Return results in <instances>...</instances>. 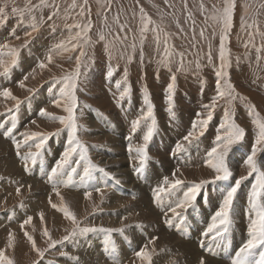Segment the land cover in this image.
Returning a JSON list of instances; mask_svg holds the SVG:
<instances>
[{
  "label": "rangeland",
  "instance_id": "obj_1",
  "mask_svg": "<svg viewBox=\"0 0 264 264\" xmlns=\"http://www.w3.org/2000/svg\"><path fill=\"white\" fill-rule=\"evenodd\" d=\"M4 2L5 0H0V6H3ZM28 3L38 6L31 14L35 15L37 18L36 23L39 30L36 32H32L31 15L25 13L23 19H21L19 15H14L11 12L13 6L23 8ZM72 3L73 0H45L47 6H43L40 4V0H14V4L12 0H8V7L6 8L7 15L6 17H0V43L7 42L12 47L19 50L18 63L11 68L8 75H0V88L8 84V89L11 90L12 95L20 101L17 109L16 100L5 98L0 95V130L5 131L8 123L9 125L11 124L10 128L13 123L16 125L12 133L7 137L5 136V139L0 133L1 143L3 146H6L0 148V250H5L6 255L14 260V264H34V262L40 264L43 261L60 264L64 257L76 262L80 261L79 257L81 255H79V253H71L69 250L67 251V249H69L68 246H70L68 244L75 242L78 238L89 241L91 236L93 237L99 232L106 236V239H102L101 243L104 241H111L114 244V250L111 246L106 244L105 252H109L113 257L116 256L120 260H126L125 251L123 249L125 248L127 251H132L135 245V247H138L145 240L141 238L145 234L141 227L137 226L140 229L136 230V225H134L136 223H134L133 220H128V222L125 218L124 221L120 223H116V218H110V224H112V226L107 227L97 226L92 221V217H97V214L100 216L104 213V210L112 214L113 212L111 211L115 212L118 210L121 213H126V210H124L125 208L120 206L121 202L118 198V193L125 195V192H121L114 188L117 186L121 187V183H123V180L115 175L114 172V170H117V167H122V162L125 167V172L128 173V175L126 173L127 177L130 175L129 173H131V169H128L127 160L125 159L127 157L126 149L129 152L128 156H130L132 167L137 170L139 168V156L135 149L143 145V136L146 134L148 127L152 125V120L154 119L155 131L151 141L147 145L148 159L142 176L144 175L143 177L145 178L150 174L146 172V170H148L152 164L155 166L161 165L164 169L165 162L169 164L171 161L169 156L176 157L174 162L182 164V167H190L184 168L186 172L190 174L197 173L198 170L196 169L198 167H191L193 166L192 164L196 162L197 155L193 154L191 150L197 152L196 148H198L201 153L200 158H207L206 161L209 159L207 154L211 148L215 146L216 136L218 134H224V129H221L220 125L224 122L226 110L235 123L245 130L243 140L232 145L226 158L227 165L232 175L228 180H215V172L212 176L207 173H202L204 178L200 181H207V183L197 192L196 198L192 202V208H186V217H178L173 224L181 234L188 233V228L192 226L194 232L193 234H187V236L193 238L194 234L198 232L199 225L205 227V220L208 219V217H204L205 215L208 216V214L201 205L202 201L200 200V194L202 189L208 193L211 187H215L212 189L215 190L217 186H221L223 182H227L229 186L233 187L235 186L236 180L240 179L241 176H246L247 179L241 181L233 199V202L238 200V203L240 205L242 204L237 210V215L233 216V218H235L234 223H238L239 218L243 214L244 217H248L247 219H249V221L255 219V212H250V203L248 199L250 193L247 196L245 194L242 199H238L237 194H242V191L247 189L249 182L256 183V174L253 173L252 176H248L249 169L244 161L251 153L252 145L254 144L258 131L257 126L253 123V119L258 113L260 120L264 121V7H262V5H264V0H235L236 7L233 13L232 28L225 42L227 50L226 55L230 61V67L226 69L228 75L226 78H221L220 85L223 88L225 86V80L231 83L235 90L234 95H236L237 98L232 100L231 103H229L228 97L218 99L212 114L213 118L206 128H201L199 121L207 118L209 109L206 108L205 105H211L213 98L217 96L216 72L220 70L221 63L219 59L221 25L213 21L211 16L215 14L216 9H221L223 7V0H186V6L184 0H168L167 5L164 0H87V4H85L84 0H75L77 5L76 8L71 7ZM201 3L204 5L203 9L200 8ZM141 7L154 22L153 25L149 26L150 29L159 25L158 32L154 33L150 30L145 34L143 61H141L140 57V28L142 26ZM81 8L85 9L83 15L80 14ZM54 12L56 15H52ZM50 15H52L51 20L48 19ZM162 16L163 18H161ZM117 18L119 23H116ZM89 20L92 23L89 36L93 43L86 48L87 56L82 59V64L85 66L81 67L82 75L77 82L76 89V116L78 125L76 138L87 149V154L85 159H80L81 152L78 150L72 159L73 161L79 160V163H70L55 176L51 174L49 176V183H62L60 186L56 187V189H58L57 191L63 192V196L72 197L71 195H73V197L76 198L83 195L80 192H75V189L71 187H79L85 181L90 187V181L101 183L103 177H107L106 180L110 179L113 181V187L103 191V194L99 193L100 195L98 194L97 197H94L95 193H91V196L87 197V200L92 202L89 213L85 218L83 217L81 220L78 219L81 228H95L97 229L96 231H90L85 235L58 243L54 248H49V244L52 241H61L62 238L68 234V231H71L73 225H69L62 235L60 234V229L54 227V225H50L51 220L48 221L43 219V221L37 225L35 215H37V208L40 205L38 201L39 198L35 193L21 190L15 185L18 181V177L22 178V176L19 175V171L16 172L17 176L13 177L15 178L14 181H10L11 178H8L10 176L7 174L8 171L5 168L7 165L5 158L10 155L14 157V153L19 155V151L21 153L20 157H22V155H26L27 151L24 150L27 146L29 148V146L39 142L38 139L29 140L22 146L24 148L17 149L16 144L13 145L14 141L12 138H14V136L12 135L14 133V135L20 134L21 136L31 133H42L48 137L44 147L39 150L40 155L37 157L36 163L33 164L31 162V165L29 164L30 167H36L39 163L43 162L42 164L45 165V168L52 169L54 167L53 159L56 158L58 161L59 158L62 157L61 152L63 154L67 149L65 146H69V140L71 139L70 129L62 125L58 119L51 118L67 116V113L64 111L63 102L61 107H57L53 103L54 99L60 98L58 93L60 85H57L56 88H52V84L55 80L61 79L64 75L75 71V56L78 55V51L76 53L69 52L59 55L53 53V62L51 64H47L46 56L53 45L62 39L66 40L78 31V29L74 27L70 30L69 26L86 24ZM177 24H179V27ZM120 25H126L124 32H120ZM249 25H251V27H249ZM128 29H131V31H128ZM180 29H183V31L181 32ZM201 31L204 32V38L200 36ZM28 32L32 33L31 36L26 35ZM101 32H103L106 37L105 41H100L98 38ZM157 34L160 36L161 40L159 46L155 43V36ZM165 34H167L169 51L172 53L169 63L166 65L160 63L161 59L164 57L163 42L166 38ZM117 35H119L120 40L115 41L111 54H109L106 43L107 41H113ZM125 35L127 36L126 40L123 39ZM17 37H19V39H17ZM121 40L123 41L122 43ZM26 41L27 43H25ZM133 43L136 44L135 50L131 48ZM209 46H211V62L207 59ZM257 49L260 51H257ZM180 53H183L182 68L180 66ZM69 56L73 58L68 59ZM129 57H132L131 60L128 59ZM4 58L10 59L9 57ZM25 59H30V64L33 63L32 66L34 68L29 64V66L26 67L27 69L23 70L24 68H21V65L25 66ZM41 61L47 64L46 68L41 69L38 67ZM197 63H199V67H197ZM109 70L113 72L111 77L107 75ZM25 76L28 77L27 80L24 79ZM173 77H175V84L172 93V111L170 112L168 110V85L172 82ZM21 81H23L24 87H20ZM125 87L129 88L130 91L128 95L121 99V93L124 91ZM47 92L50 98L45 101L43 94ZM146 96L147 102L145 100ZM240 97L246 99H241ZM36 102H41V105H39L38 109L33 113V111H30V106H33ZM149 103L152 106V117L147 120H141L139 127L133 132L132 122L147 114ZM26 106H29V116L33 115L32 122H30L31 119L28 118L22 119V112ZM252 106H254L255 110L250 114ZM9 109H11V111H9ZM41 109H45L50 115L41 116ZM46 117H48V119ZM26 120L29 123H27ZM33 121L36 123L35 126L30 127L29 130L26 129ZM172 123L177 126L183 125L184 131L179 128V130L177 128H175V130H170V128H172L170 127ZM125 124L127 125V130H124ZM22 127L25 129H22ZM19 128H21V131L18 130ZM179 131L181 132L178 138ZM168 132H176L174 141L171 140L170 136V139L167 138ZM190 132L193 133V136L189 137V140H185V137L188 136ZM201 132L203 133L202 135ZM66 136L68 137L67 142L63 140ZM15 138H17V136H15ZM154 142L156 143V147L160 149L166 147L167 150L170 149L169 147H171L170 144L172 142L175 147V155H170L169 153L171 151L163 153L157 152V154L151 153L149 148ZM7 144L10 145V147L12 146V149ZM125 144L126 149L124 148ZM121 149L124 150L121 151ZM36 151L37 149L32 152ZM47 151L49 158L45 156ZM106 153L109 154L107 159L113 156L116 157L114 159L116 162L112 161V163L102 164L105 160ZM102 154L105 155L103 156ZM240 154L244 156V158L242 156V165L237 164V160L234 158ZM132 156L134 157L132 158ZM26 160L28 162L31 161V159ZM256 161L261 170L264 171V145L259 146ZM14 163H16V161H14ZM90 165H94L95 167H90ZM89 167L90 175L86 176L85 168ZM205 167H209L208 161L204 164V170ZM73 168L75 171H72ZM100 169L104 171H100ZM209 169L213 170L211 167ZM152 170L153 168L148 171ZM82 172H84V175H80ZM117 172L119 171L117 170ZM69 173V182L65 183V178ZM198 173L189 175V179H195ZM96 175L99 176V179L93 177ZM4 181H6L5 184ZM31 181L35 183L34 185L37 184V186H39L38 183L41 182L39 180H30V182ZM170 181L173 182L174 179L171 178ZM200 181H189L187 183L193 186V184H199ZM137 182L138 181L132 180L129 183L135 187L137 194L141 195V193H145V190L140 186L139 182ZM221 187H223V185ZM17 188L20 189L19 193L16 191ZM182 188H185V186L182 185V187L180 186L174 189L169 187L167 190L169 194H172L173 191L177 190L182 192ZM205 188L208 189L206 190ZM42 190L46 192L44 186ZM87 191H89L87 193H90V190ZM176 193L179 194L178 191ZM176 193H174L173 196H176ZM25 195H28L29 198L33 195L35 197L33 196L29 199L28 196L26 197ZM209 196L212 199L213 197H217V194L213 191L209 193ZM9 200H11V202H8ZM166 200L169 202L171 199L169 200L166 198ZM103 201L104 203H102ZM263 201L264 197H262L261 203H263ZM34 202L37 203L34 204ZM97 202H99V204ZM31 203L35 206L34 209H30L28 206V204L30 205ZM115 204L119 206L115 209L107 208ZM144 206L145 205L141 208H143V211H146V207ZM170 207L164 208V204L159 203L156 209L165 212ZM122 210L124 212H122ZM198 211H200L201 215L199 223L196 219ZM6 213L10 215L8 216L10 224L7 223V225L9 224L7 227L5 224L1 225L3 216ZM134 213L137 214L135 211L132 215H134ZM61 215L64 216V214ZM28 217H32V222L24 225V228L21 229L20 225ZM146 217L148 218L147 212L144 218ZM105 218L106 217H102L100 219L103 220ZM98 221L100 220L98 219ZM158 221L160 222V218L156 217L154 222L157 228L155 229L160 232L162 224ZM186 222L189 223V225ZM45 228L49 232L51 239L43 235ZM167 228L171 229V227ZM100 229H112L113 231L109 233L101 231ZM120 229H123V231H119ZM185 230L187 232H185ZM25 231L28 232L29 235H32L37 248L41 250L47 249L43 258L39 257L35 250L32 249L31 243L27 241V238L23 235ZM10 232L15 237L12 248L7 246L8 234ZM232 234H234V232ZM90 243L94 251L97 250L99 253V243L97 244L94 240ZM213 244L212 248L217 251L216 241H214ZM233 247L234 245H232V248ZM261 249H264V247L256 249L253 256H251V258L249 257L250 260H259ZM60 252H64L67 255L61 256L59 254ZM157 252H160V249L157 250ZM256 253L257 256L255 255ZM84 254L88 257L85 260L89 263L98 264V258L95 257L94 259L95 255ZM155 257L156 256L152 255L153 263L156 261ZM225 257L231 259L227 254ZM92 259L93 261H91ZM174 262L177 261L175 260ZM211 262V260H208V263Z\"/></svg>",
  "mask_w": 264,
  "mask_h": 264
},
{
  "label": "bare ground",
  "instance_id": "obj_2",
  "mask_svg": "<svg viewBox=\"0 0 264 264\" xmlns=\"http://www.w3.org/2000/svg\"><path fill=\"white\" fill-rule=\"evenodd\" d=\"M29 60L30 59H25V63H24L25 66L21 65V68H24L23 70H26L27 69L26 67L29 66V64L31 62ZM32 64L33 63H31L30 65L32 66ZM35 64H37V63H35ZM35 67H36V65H35ZM4 88H8V84H5L4 86H1L0 92H2V90ZM41 94H43V93H41ZM47 94H48V92L43 94V98H44L45 101H47L50 98V96L47 95ZM32 102H35V101H32ZM39 105H41V102L40 103L36 102L33 106H30V111H33V113H35V111L38 109ZM36 115H38V114H36ZM24 118L31 119L30 122H32V120H33L32 119L33 115L29 116V106H26L24 111L22 112V119H24ZM46 118L48 119V117H46ZM168 119H169V117H168ZM26 122L29 123L27 120H26ZM35 124L36 123L29 124L30 126L27 127L26 129L29 130V128L30 127H34ZM10 125L8 123V126H7L5 131H1L0 130V133L4 137V139H5L4 133L10 128ZM0 126H1V123H0ZM170 127H172V128H170V130H175V128H177V129L179 128L180 130L184 131L183 125L177 126V125L172 123V125ZM20 129L21 128H19L18 130L21 131ZM22 129H25V128L22 127ZM47 129H49V128H47ZM124 130H127V125L126 124L124 125ZM25 131H27V130H25ZM180 132L181 131L178 132V138L180 136ZM14 134L12 135V136H14V138H12L13 141L18 142L20 144L21 148H19V149L24 148L22 146L25 144V136H21L20 134H16V135H14ZM15 136H17V138H15ZM169 136H170L171 140L174 141V137L176 136V132H171V133L168 132V137L167 138H169ZM119 137H120V135H119ZM67 138L68 137L66 136V138H64L63 140L65 142H67ZM117 139H119V138H117ZM7 140H9V139H7ZM54 140H56V139H54ZM51 141H53V140H51ZM157 143H158V141H157ZM12 144H13V142H12ZM15 144L16 143H14L13 145H15ZM4 146H3V144L1 143V140H0V148H2V147L4 148ZM8 146L10 147V145H8ZM170 146L171 147H169L170 148L169 150H167L166 147H163V149H160V148L156 147V143L154 142V144L151 145V147L149 148V151L151 153H156V154H157V152L158 153H163V152H167V151L170 152L171 151L169 154L173 155L175 147H174L172 142H171ZM10 148L12 149V146ZM13 148H15V147H13ZM65 148H68V145H66ZM124 148L126 149V144H125ZM171 148H173V149H171ZM35 149L36 148H35V146L33 144V145L29 146V148L27 146V148L24 150V151H27L26 155H22V157H20L21 156L20 151H19V155H17V153H14V157L12 156L13 158L11 157L10 154H9L10 155L9 157L5 156L6 157L5 161L7 162V165H6L5 168L8 171L7 174L10 176L8 178H11L10 181H12V180L14 181L15 178H13V177L17 176L16 172L19 171V173H20L19 175L22 176V178L18 177V181L16 182L15 185H17L21 190H25V191H28V192H31V193H35L37 195V197L39 198L38 201H39L40 205L37 208V211H38L37 215H35L36 216V220H37V225H39L41 223L40 214L43 213V217H44L43 219H46L48 221L51 220L50 225H54V227L60 229V234L62 235L64 230L69 225H71V222L69 220H67L65 218V216L61 215L63 213L59 209L61 207L67 206L71 211H73L76 214L78 219L81 220V218H83V217L85 218L86 215L89 213V209H90V206H91V203H92V202L87 200L86 193L89 192L87 190H90V193H95V195L94 194L93 195H94V197H97L99 193L103 194V191H106L107 189L113 187L112 186L113 181H111L110 179L106 180L107 177H103V180L102 181L100 180L101 183H96V182L90 181V187H89V185H87L86 181L83 184H81L79 187L72 186L71 188L75 189L74 190L75 192H80L83 195V196L78 197V198L73 197V195H71L72 197H68V196H65V195L63 196V192H59V191H58L59 195H57V190L58 189H56V187L60 186L62 183H57V184L53 183V182L49 183V176L52 174L51 173V168H45V165L42 164L43 162L39 163L36 167H30L32 161L28 162L25 159V156H27L29 152H32ZM122 150H124V149H121V151ZM196 150H197V152L194 151V150H191V152H193V154L197 155L196 162L194 164H192L193 166H191V167H198L196 170H198V172H201V171L202 172L201 173L197 172L198 173L197 177L195 179L191 180V179H189V175L197 174V173H191L190 174V173L186 172L184 170V168H190V167H182L181 166L182 164L174 162V159L176 158L174 156H169L171 158L170 159L171 161L169 162V164H167L165 162L164 169H163V167L161 165L160 166H158V165L155 166L154 164H152L151 167L148 170H150L151 168H153V170L152 171L146 170V172H148L150 174L148 175V173H147L148 176H146L144 178L143 177L144 175L142 176V173L145 170H143L142 172H138L137 170H135L132 167V163L130 161V156H128L129 152L126 149L127 157L125 159L127 160L128 169H131L130 170L131 173H129L131 176L129 175L127 177L128 173L125 172V169H124L125 167L123 166V162L121 163L122 167H117L116 168L119 172H117V170H114L115 175H117L121 180H123V183H121V185H122L121 187L117 186V187H114V188L118 189L121 192H125V195H121V194L118 193V198H119V201L121 202L120 206L125 208L124 210H126V213L123 210H122V212H124V213H121L118 210V211H115V212L111 211V212H113V214H112V213L107 212V211L104 210V213L101 214L100 216H98V214H97L96 215L97 217H94V218L92 217V221L97 226H102V227L105 226V227H107V226H112V224H110V221H111L110 218H113V219L116 218V223L123 222L124 218L127 221L128 220H133L134 223H136V224H134V225H136L135 229L139 230L140 229L139 227H141V229L144 231L145 234L141 238H144L145 240L138 247H135L136 246L135 245L132 251H127V249L125 250V248H124L123 250L125 251L126 260L125 259L120 260L116 256L113 257L109 252H105V250H106V241L101 243V240L102 239H106V236L104 234H101V233L98 232L93 237L91 236V238H89V241H86L85 239H79L78 238V239H76L75 242L68 244L70 246H68L69 249H67V251L69 250V251H71V253L74 252L75 254L79 253V255H81L79 257L80 261L74 262L71 259H68V258H65V257L64 258L61 257V258H63V261L61 260L62 262L60 264H91L87 260H85L88 257H86V255L84 253L91 254L92 256L95 255L94 259H95V257L98 258V264H145V262L141 261L140 258L136 255V253L138 251H140V250H142L144 248H147V250L152 255L156 256L155 257L156 261L153 264H175V263L176 264H183V262H184V264H199V260L201 258H203L205 260V264H233V261L236 259V253L239 251V248L247 241V239L250 238L249 235H248V226L250 224V221H249V219H247L248 218L247 216H245L246 217L245 218L243 216L244 214L241 215V217L239 218V222L237 223L235 221L236 224L234 223V219L235 218H233V216L237 215V210L239 209L240 206H242V204L240 205L238 203V200L236 202H233V205H232V210H231L230 216H229L228 231L222 237H218L215 240L212 239V234H209L208 236L204 235V233L207 231L209 225L212 223V217L219 210V207L223 203V200H224V198H225V196L227 194V191L231 188V186H229V183L223 182V184H222L223 187H221L222 185L221 186H217V188L215 190H212L215 187H211L210 188L211 190L208 193H206L205 190L202 189L201 194H200L201 195L200 196V200L202 201L201 205L204 207L205 211L208 214V216L205 215L204 217H206V218L208 217V219L205 220V227H202L200 225H199V227L197 226L198 227V232H197V234L196 233L194 234L193 238H189L187 236V233L186 234H181L180 232H178L177 229L174 227V224H173L174 221L177 220L178 217H182V218L186 217V215H185V210L186 209H177V212H179L180 215L179 216H174L173 213L170 211V208L175 207L176 204L184 198V193L187 192L188 189L192 187L187 182H189V181H192V182L193 181H200L202 178H204V175L202 173H205V174L207 173L208 175L212 176L214 174V172H215L214 170H210L209 169L210 167H205V170H204V164H206V162L208 160L206 161L207 158L206 159H201L200 158L201 157L200 156L201 153L199 152V149L196 148ZM51 152H53V151H51ZM4 153H5V151H4ZM45 154H46L45 155L46 158H49L48 151ZM61 155H62V152H61ZM102 155L104 156L105 154H102ZM108 155L109 154L106 153L105 160H104V162H102V164H104V163H107V164L108 163H112V161L116 162L114 160L116 157L111 156V158L108 157L109 159H107ZM242 156L243 155L240 154V155L234 157V158H236L237 164H239V165H242L241 162L243 161V158H244V156H243V158H242ZM133 157L134 156H132V158ZM240 158H241V161H240ZM14 161H16V163H14ZM56 162H57V159L56 158L53 159L54 167H55ZM184 166H190V165H184ZM109 170H111V169H109ZM126 173H127V175H126ZM80 175H84V172L80 173ZM33 176H35V177H33ZM24 177H26V178H24ZM93 177L96 178V179H99L98 175L93 176ZM20 178H21V180H20ZM171 178H173L174 180L179 179V180L183 181V183L180 186L182 187V185H184L185 188H182V192L177 190L179 192V194L176 193L177 191H173L172 194H169L167 189L169 188V185L172 183L170 181ZM69 179H70V173L66 176L65 183H68ZM165 179L168 180V182H169L168 184H165ZM30 180H33V181L39 180L41 182L38 181L39 182L38 183L39 186H37V184L34 185L35 183H33L32 181L30 182ZM132 180L133 181H138L140 186H142L143 189L145 190V193H141V195H138L136 190H135V187L133 185H130V183H129ZM252 181H254V180H252ZM8 182H9V180H8ZM5 183H6V181H4V184ZM254 183L255 182H252V183L249 182L247 189L243 190L242 194L241 193L237 194L238 195V199H242V197H244L245 194L247 196L249 193H251V189H252V186L254 185ZM8 184H10V183H8ZM17 186H15V187H17ZM43 186L45 187L46 192H44L42 190ZM94 186H95V188H94ZM162 187L165 188L166 191L159 193V199H158L157 198V191H158V189H160ZM97 188L100 189L99 192L96 191ZM205 189L207 190L208 188H205ZM25 191H24V193H25ZM213 191H215V194H217V197H213L211 199V197L209 196V193H211ZM220 191H223V192H220ZM138 192H139V190H138ZM174 193H176V196H173ZM133 194H134V197H133ZM28 198H29V196H28ZM31 198H29V199H31ZM166 198H168L169 200L171 199V200L169 202H167L168 200H166ZM8 202H11V200H9ZM212 202H213V204H212ZM35 203H37V202H34V204ZM94 203H96V202H94ZM97 203L99 204V202H97ZM102 203H104V201ZM159 203L164 204V208L165 207H170V206L171 207L169 209H167L165 212H163L162 210L159 211L158 209H156V206H158ZM53 204L56 205V208L52 207ZM192 204L193 203H191L189 206H187V209H191L192 206H193ZM262 204H264V201H263ZM143 205H145L144 207H146V209H145L146 211L142 210L143 208H141V207ZM28 206L30 207V209H34V207H35L33 205V203H31L30 205L28 204ZM118 206H119L118 204H115L114 206L110 205L107 208L115 209ZM135 211L137 212V214L134 213V215H132L133 212H135ZM31 212H33V211H31ZM146 212L148 213V218L147 217L144 218L145 215H146ZM245 212L249 213L247 211H245ZM251 214H250V216H251ZM8 216H10V215L7 214V213L4 214L3 221H1V225L5 224L6 227H7L10 224L9 221H8L9 220ZM102 217H106V218L101 220L100 218H102ZM156 217L160 218V222L161 223L159 221L158 222L160 224H162V226L160 227L161 228L160 232H158L155 229V228H157V227H155V225H156L155 222L156 221L154 222ZM200 217H201L200 211H198L197 214H196V219H197L198 223H199ZM252 218H253V216H252ZM98 219L100 221H98ZM157 220H159V219H157ZM183 221H185V220H183ZM7 223H9V224L7 225ZM177 224H179V223H177ZM187 224L189 225V223H187ZM194 224H196V223H194ZM125 225H126V223H125ZM137 226H139V227H137ZM167 227H171V229H168ZM182 230H183V228H182ZM185 232H187V231L185 230ZM193 232L194 231H192L191 233L193 234ZM233 232H234V234H232ZM188 234H190V233H188ZM235 238H239L240 242L232 248V245H233L232 241ZM92 240H94L97 244L99 243V247L101 249V250L100 249L98 250L99 253L97 252V250L94 251V249L90 245L91 244L90 242ZM214 241H216L217 251H215L214 248H212V246L214 245L213 244ZM169 242H171V243H169ZM97 244H96V246L98 247ZM107 248H108V246H107ZM171 248H172V251H171ZM159 249H160V252H157V250H159ZM262 251H264V249H261V252ZM83 254H84L85 258L83 256ZM226 254L229 257H231V259H227L225 257ZM255 255L257 256V253ZM256 256H254V257H256ZM58 259H55V260H58ZM175 260L177 262H174ZM208 260H211L212 262L208 263ZM253 260H255V259H253ZM91 261H93V259ZM213 261H216V262H213ZM40 264H56V263H48L46 261H43Z\"/></svg>",
  "mask_w": 264,
  "mask_h": 264
},
{
  "label": "snow or ice",
  "instance_id": "obj_3",
  "mask_svg": "<svg viewBox=\"0 0 264 264\" xmlns=\"http://www.w3.org/2000/svg\"><path fill=\"white\" fill-rule=\"evenodd\" d=\"M14 4V0H12ZM85 4H87V0H84ZM165 4H168V0H164ZM185 6H186V0H184ZM40 4L43 6H47L45 4V0H40ZM171 6V5H169ZM8 7V0H5L3 6H0V17H6V8ZM38 7L37 5H32L31 3L26 4L23 8H18L16 6H13L11 8V12L14 15H19L21 19H23L25 13H28L29 15L32 14L34 9ZM58 7V6H57ZM72 8H76L77 5L75 3V0H73V3L71 5ZM215 7V6H213ZM236 7L235 0H223V7L221 9H216L215 14L211 16V19L221 25V33H220V44H219V59H220V70L216 72L217 76V96L213 98L211 105H205L206 108L209 109L207 118L199 121L201 128H206L208 123L213 118V111L216 107L217 100L223 99L225 97L229 98V103H231L232 100H235L237 98L236 95H234V88L231 83L227 82L225 80V86L222 88L220 85L221 78H226L228 73L226 69L230 67V61L227 58L226 55V46L225 42L228 39V33L230 32L232 28L233 23V13L234 9ZM264 7V5H262ZM200 8L203 9L204 5L203 3L200 4ZM247 9V6H246ZM85 9L81 8V15L84 14ZM140 12L142 14L141 20H142V26L140 28L141 33V52L140 57L141 61H143L144 58V52H143V44L145 41V34L148 33L150 30L154 33L158 32L159 25H156L155 27H152L150 29V25H153L154 22L152 19L147 15V13L144 12V9L141 7ZM52 15H56L54 12ZM52 15L48 17L49 20L52 19ZM163 18V16L161 17ZM36 16L31 15V28L32 32L38 31V26L36 23ZM116 23H119L118 18L116 19ZM179 27V24H177ZM78 29V31L75 32L74 35L68 37L66 40L62 39L55 45H53L52 48L49 49V52L46 56L47 64H51L53 62V53H56L57 55L62 53H76L78 51V55L75 56V71L64 75L61 79L55 80L52 84V88H56L57 85H60L58 89L59 93V99H54L53 103L57 107L62 106L64 111L67 113L66 117H51L52 119H58L59 122L64 125L66 128L70 129V135L71 139L69 140V146L68 148L63 152L62 157L56 162L55 167L51 169V173L53 176H55L58 172L63 170L67 165L70 163H79V160L73 161L74 154L77 153L78 150H80L81 155L80 159H85L87 154V149L84 147V145L76 138L77 134V116H76V108H77V97H76V89H77V82L79 78L81 77V67L85 66L82 64V59L87 56L86 48L90 46L93 41L91 37L89 36V32L92 29V23L89 20L86 24H76L74 26H69V29L71 28ZM251 27V25H249ZM126 28V25H120V32H124ZM128 31H131V29H128ZM182 32L183 29H180ZM31 32L26 33L27 36H31ZM215 35V33H214ZM166 38L164 40V57L161 59V64H167L169 63L170 57L172 53L169 51V45H168V39L167 34H165ZM201 38H204V32L201 31L200 33ZM99 40L105 41L106 37L101 32L99 34ZM19 39V37H17ZM123 39H127V36L125 35ZM194 39V37H193ZM120 40L119 35H117L113 41H107L106 48L109 50V54H111V50L114 47L115 41ZM123 41L121 40V43ZM161 40L160 36L157 34L155 36V43L157 46H159ZM27 43V41L25 42ZM195 46V45H193ZM131 48L135 50L136 44L133 43L131 45ZM211 46H209V52L207 54V59L209 62L212 61V55H211ZM257 51H260L257 49ZM181 57V68L183 67V53L179 54ZM4 57H9L10 59H5ZM72 56H69L68 59H72ZM132 57H129L128 59L131 60ZM19 59V50L15 47H12L7 42L0 43V75L6 76L10 72L11 68L14 67L18 63ZM47 64L44 61H41L38 65L39 68L44 69L47 67ZM197 67H199V63H197ZM113 74L112 70H109L108 77H111ZM25 80L28 79L27 76L24 77ZM125 80H126V73H125ZM174 84H175V77L172 78V82L168 85V102H169V111H172V93L174 90ZM20 87H24L23 81L20 82ZM51 91V89H50ZM130 89L125 87L124 91L121 93V99H123L126 95L129 94ZM0 95H2L5 98H11L13 100H16V107L18 109L20 101L12 95V92L8 88H4L2 92H0ZM241 99H246L244 97H240ZM145 100L147 102V96L145 97ZM254 106H252V109L250 110L253 112ZM11 111V109H9ZM41 116H49L50 114L47 113L45 109L40 110ZM152 117V106L149 103L148 106V112L146 115L141 116L140 118L134 120L132 122V130L135 132L137 127H139L141 120H147ZM34 123V121H33ZM253 123L257 126V134L255 137L254 144L252 145L251 153L247 156L246 160L244 161L247 165L249 171L248 176H252L253 173L256 174V183L252 186V191L250 193L249 197V203H250V212H255V219H251L250 224L248 226V235L249 239L239 248V251L236 253V259L233 261V264H264V251L259 253V260H250L249 257L253 256L256 249L264 247V204L261 203L262 197H264V171L261 170V168L258 166L256 161V155L259 151V146L264 145V121H261L259 118V114L257 113L256 116L253 119ZM16 125L15 123L12 124V127L9 128L4 135L7 137L9 136L12 131L15 129ZM195 127V124H194ZM221 129H224V134L220 135L218 134L215 138V146L211 148V150L208 152V166L211 167L215 173L216 176L214 177L215 180H228L232 173L229 170V167L227 165V155L229 150L231 149L233 144L238 143L239 141L243 140L245 136V130L237 125L235 121L231 118L229 112L225 111V119L224 122L220 125ZM155 131V120H152V125L148 127L146 134L143 136V145L136 148L135 151L138 153L139 156V168L137 169L138 172H142L145 168L146 162H147V145L151 141L153 134ZM203 133L201 132V135ZM193 133H189L188 136L185 137V140H189V137H192ZM47 136L42 133H31V134H25V143H27L29 140H36L38 139L39 142L35 143V148L37 149L36 152H29L27 157L25 159H31L32 163H36L37 157L40 155V151L46 141ZM16 143L17 149L20 148V144L18 142ZM90 167H95L94 165H90ZM90 167L85 168V175H90ZM72 171H75L73 168ZM100 171H104L103 169H100ZM247 179L246 176H241L240 179L236 180L235 186L231 187L223 200V203L219 207V210L215 213V215L212 217V223L209 225L207 231L204 233L205 236H208L209 234H212V239L215 240L218 237H222L227 231H228V223H229V216L230 212L232 210L233 205V199L236 194V191L238 187L240 186L241 181ZM169 182L167 179H165V184H168ZM183 181L176 179L174 182H172L169 187L174 189L179 187ZM207 183V181H200L199 184H193L191 188L188 189L187 192L184 193V198L179 201L175 207L170 208V211L173 213L174 216H179L180 213L177 212V209H186L187 206H189L196 198L197 192L200 190V188ZM17 193H19L20 189H16ZM97 192L100 191L99 188L96 189ZM165 188H160L157 191V198L159 199V193L165 192ZM57 195H59V192L57 191ZM87 197L91 196V193H86ZM53 208H56V205H52ZM65 216L67 220L71 222L73 225L71 231H68V234L65 235L61 241H52L49 244V248H54L56 244L62 243L63 241H68L69 239L76 238L77 236L85 235L86 233L90 231H96L95 228H88V227H80V221L78 220L76 214L71 211L67 206L61 207L59 209ZM41 221H43V213L40 214ZM32 222V217H28L26 220L23 221V223L20 225L21 229L24 228V225L30 224ZM101 231L105 232H111L112 229H100ZM67 231V230H66ZM119 231H123V229H120ZM23 235L27 238V241L31 243V247L35 252L38 254L39 257L43 258L45 255V250H41L36 247V243L32 237V235H29L28 232H24ZM43 235L46 237H49L51 239L49 232L45 228ZM15 239L14 235L10 232L8 234V247H13V240ZM106 244L111 246L114 250V244L111 241H106ZM61 256L67 255L64 252L59 253ZM136 255L140 258L141 261L145 262V264H153L152 260V254L147 250V248H144L136 253ZM0 264H14V260L11 259L8 255H6L5 250H0ZM34 264H37V262H34ZM199 264H205V260L201 258L199 260Z\"/></svg>",
  "mask_w": 264,
  "mask_h": 264
}]
</instances>
